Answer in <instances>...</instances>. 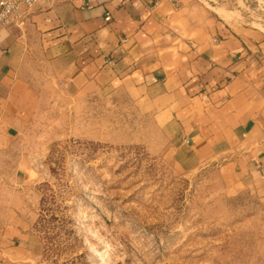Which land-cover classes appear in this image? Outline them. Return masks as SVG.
Here are the masks:
<instances>
[{"label":"rangeland","instance_id":"374dc122","mask_svg":"<svg viewBox=\"0 0 264 264\" xmlns=\"http://www.w3.org/2000/svg\"><path fill=\"white\" fill-rule=\"evenodd\" d=\"M201 1L264 29V0ZM30 53L35 105L0 150V225L28 234L32 264H264V189L219 159L181 166L172 127L121 79L60 81Z\"/></svg>","mask_w":264,"mask_h":264},{"label":"crops","instance_id":"0c3cea01","mask_svg":"<svg viewBox=\"0 0 264 264\" xmlns=\"http://www.w3.org/2000/svg\"><path fill=\"white\" fill-rule=\"evenodd\" d=\"M224 10L198 0H43L22 27L0 21V150L34 109L25 70L36 46L60 81L126 83L172 127L181 166L219 159L264 189V29ZM18 238L28 234L0 225V264L34 262Z\"/></svg>","mask_w":264,"mask_h":264},{"label":"built area","instance_id":"2783aa9c","mask_svg":"<svg viewBox=\"0 0 264 264\" xmlns=\"http://www.w3.org/2000/svg\"><path fill=\"white\" fill-rule=\"evenodd\" d=\"M43 0H0V21L6 26L22 27L33 9ZM126 1V0H121ZM161 0H155V3ZM174 4H178L179 0H170ZM201 1V0H198ZM111 18L110 14L106 19Z\"/></svg>","mask_w":264,"mask_h":264},{"label":"bare ground","instance_id":"6f19581e","mask_svg":"<svg viewBox=\"0 0 264 264\" xmlns=\"http://www.w3.org/2000/svg\"><path fill=\"white\" fill-rule=\"evenodd\" d=\"M219 11H220V10H219ZM222 12H223L225 15H228L226 12H224V11H222ZM223 13H222V14H223ZM224 14H223V15H224Z\"/></svg>","mask_w":264,"mask_h":264}]
</instances>
